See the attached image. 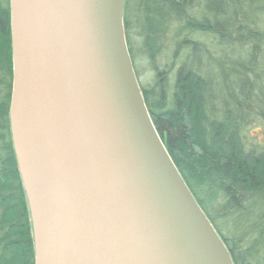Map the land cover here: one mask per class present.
<instances>
[{"label":"water","instance_id":"obj_1","mask_svg":"<svg viewBox=\"0 0 264 264\" xmlns=\"http://www.w3.org/2000/svg\"><path fill=\"white\" fill-rule=\"evenodd\" d=\"M124 3L9 0L34 264H233L150 119Z\"/></svg>","mask_w":264,"mask_h":264},{"label":"trees","instance_id":"obj_2","mask_svg":"<svg viewBox=\"0 0 264 264\" xmlns=\"http://www.w3.org/2000/svg\"><path fill=\"white\" fill-rule=\"evenodd\" d=\"M123 25L144 104L183 181L232 263L264 264V0H125ZM11 87L9 0H0V264H34Z\"/></svg>","mask_w":264,"mask_h":264},{"label":"rangeland","instance_id":"obj_3","mask_svg":"<svg viewBox=\"0 0 264 264\" xmlns=\"http://www.w3.org/2000/svg\"><path fill=\"white\" fill-rule=\"evenodd\" d=\"M249 131H250V133L252 135H255V134H259L260 133V129L257 126L251 127Z\"/></svg>","mask_w":264,"mask_h":264}]
</instances>
